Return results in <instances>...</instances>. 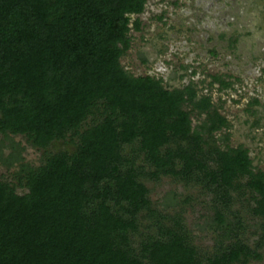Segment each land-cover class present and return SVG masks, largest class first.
Returning a JSON list of instances; mask_svg holds the SVG:
<instances>
[{
  "label": "trees",
  "instance_id": "trees-1",
  "mask_svg": "<svg viewBox=\"0 0 264 264\" xmlns=\"http://www.w3.org/2000/svg\"><path fill=\"white\" fill-rule=\"evenodd\" d=\"M145 0H0V135L43 150L0 178V264H249L264 246V170L218 141L227 121L190 83L167 88L119 63ZM130 24V26H129ZM217 79L216 76H212ZM222 86L227 81L219 80ZM203 114L192 125L190 114ZM71 150L46 151L53 141ZM0 157L18 159L15 147ZM211 194L213 251L165 226L141 178ZM15 186L25 191L15 192ZM247 204L257 237L230 204ZM250 202V204H249ZM227 212V213H226ZM231 215V219L226 217ZM152 232L139 230L140 218Z\"/></svg>",
  "mask_w": 264,
  "mask_h": 264
},
{
  "label": "rangeland",
  "instance_id": "rangeland-1",
  "mask_svg": "<svg viewBox=\"0 0 264 264\" xmlns=\"http://www.w3.org/2000/svg\"><path fill=\"white\" fill-rule=\"evenodd\" d=\"M134 18L139 27L129 29V47L119 57L122 67L134 76L160 78L167 88L190 83L196 96L208 95L227 121L226 128L215 133L226 137L219 146L241 145L252 168L264 170V0H145L142 11L131 15L130 21ZM219 80L228 84L222 86ZM202 117L192 112L191 124ZM12 147L18 159L8 167L0 162V178L16 184L11 173L20 164L39 165L43 150L21 135L7 139L0 135V157L11 153ZM59 149L69 151L72 144L53 141L46 151ZM141 181L151 206L165 214L162 223L171 226V218L178 217L197 251L211 253L217 233L211 194L200 184H185L171 176ZM23 191L15 186L16 193ZM229 209L248 225L244 235L251 243L257 234L252 232L254 219L247 204L235 199ZM226 217L231 219L230 214ZM150 221L147 215L141 217L139 230L154 231L153 226L144 227ZM249 264H264V253Z\"/></svg>",
  "mask_w": 264,
  "mask_h": 264
}]
</instances>
